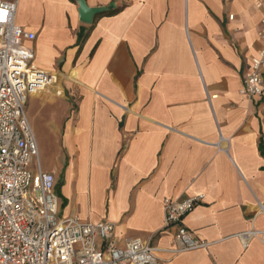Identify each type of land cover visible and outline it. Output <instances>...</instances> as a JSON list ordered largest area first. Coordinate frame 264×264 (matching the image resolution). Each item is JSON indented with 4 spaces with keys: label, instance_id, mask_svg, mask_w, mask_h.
Wrapping results in <instances>:
<instances>
[{
    "label": "crops",
    "instance_id": "0c3cea01",
    "mask_svg": "<svg viewBox=\"0 0 264 264\" xmlns=\"http://www.w3.org/2000/svg\"><path fill=\"white\" fill-rule=\"evenodd\" d=\"M78 1L16 13L35 66L58 74L26 114L61 217L109 221L159 264H264V97L240 94L263 46L257 0H86L121 8L91 25ZM37 128L60 150L46 167ZM199 196L184 224L207 246L176 253L164 201Z\"/></svg>",
    "mask_w": 264,
    "mask_h": 264
},
{
    "label": "built area",
    "instance_id": "2783aa9c",
    "mask_svg": "<svg viewBox=\"0 0 264 264\" xmlns=\"http://www.w3.org/2000/svg\"><path fill=\"white\" fill-rule=\"evenodd\" d=\"M263 44L243 78L240 94L264 97ZM18 0H0V264H159L157 248L142 238L115 240V224L63 218L56 178L40 168L39 147L26 114L27 101L58 82L34 64L27 45L36 35L16 23ZM233 19V17H230ZM203 196L164 201L165 228L176 230L174 252L207 244L184 224Z\"/></svg>",
    "mask_w": 264,
    "mask_h": 264
},
{
    "label": "water",
    "instance_id": "95a60500",
    "mask_svg": "<svg viewBox=\"0 0 264 264\" xmlns=\"http://www.w3.org/2000/svg\"><path fill=\"white\" fill-rule=\"evenodd\" d=\"M78 13L80 21L84 24L91 25L96 15L108 11L110 7L91 8L87 5L86 0H79Z\"/></svg>",
    "mask_w": 264,
    "mask_h": 264
},
{
    "label": "rangeland",
    "instance_id": "374dc122",
    "mask_svg": "<svg viewBox=\"0 0 264 264\" xmlns=\"http://www.w3.org/2000/svg\"><path fill=\"white\" fill-rule=\"evenodd\" d=\"M42 135H43L42 131H39V129L37 128V136L39 139V143L41 145V160L43 166L46 167L54 163L58 159L57 150L59 149L56 148L54 151V149L48 145V143L46 142V140L43 138Z\"/></svg>",
    "mask_w": 264,
    "mask_h": 264
},
{
    "label": "trees",
    "instance_id": "16d2710c",
    "mask_svg": "<svg viewBox=\"0 0 264 264\" xmlns=\"http://www.w3.org/2000/svg\"><path fill=\"white\" fill-rule=\"evenodd\" d=\"M70 1L74 2L75 0H70ZM120 10H121V8L114 9V7H111L108 11L99 15V17H101V16H113V15L117 14ZM84 39H85V37H82V39H80V43H82L84 41ZM260 148L263 151V144L262 143L260 145Z\"/></svg>",
    "mask_w": 264,
    "mask_h": 264
},
{
    "label": "snow or ice",
    "instance_id": "6c2138e0",
    "mask_svg": "<svg viewBox=\"0 0 264 264\" xmlns=\"http://www.w3.org/2000/svg\"><path fill=\"white\" fill-rule=\"evenodd\" d=\"M0 15H2V14H0Z\"/></svg>",
    "mask_w": 264,
    "mask_h": 264
}]
</instances>
